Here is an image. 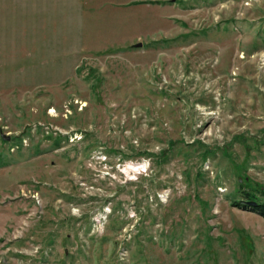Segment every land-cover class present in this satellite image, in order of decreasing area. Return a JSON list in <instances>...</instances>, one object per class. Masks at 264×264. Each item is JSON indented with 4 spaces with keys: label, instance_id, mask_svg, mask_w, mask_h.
Returning <instances> with one entry per match:
<instances>
[{
    "label": "rangeland",
    "instance_id": "rangeland-1",
    "mask_svg": "<svg viewBox=\"0 0 264 264\" xmlns=\"http://www.w3.org/2000/svg\"><path fill=\"white\" fill-rule=\"evenodd\" d=\"M260 205L264 0H0V264H264Z\"/></svg>",
    "mask_w": 264,
    "mask_h": 264
},
{
    "label": "trees",
    "instance_id": "trees-1",
    "mask_svg": "<svg viewBox=\"0 0 264 264\" xmlns=\"http://www.w3.org/2000/svg\"><path fill=\"white\" fill-rule=\"evenodd\" d=\"M244 197L246 198V199H255V200H257V199H259L258 198V195L256 194V193H251V192H245L244 193ZM260 213H262L263 215H264V205H260L259 206V208L257 209Z\"/></svg>",
    "mask_w": 264,
    "mask_h": 264
},
{
    "label": "water",
    "instance_id": "water-1",
    "mask_svg": "<svg viewBox=\"0 0 264 264\" xmlns=\"http://www.w3.org/2000/svg\"><path fill=\"white\" fill-rule=\"evenodd\" d=\"M142 46H143V44L139 43V44L134 45L133 48H141ZM5 139L9 140L10 138L5 137ZM241 204H246V205L251 206V207H257L258 206V203L255 201H252V200L241 201Z\"/></svg>",
    "mask_w": 264,
    "mask_h": 264
}]
</instances>
